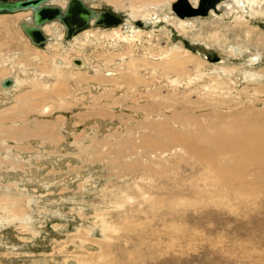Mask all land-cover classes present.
I'll return each mask as SVG.
<instances>
[{
  "label": "rangeland",
  "instance_id": "rangeland-1",
  "mask_svg": "<svg viewBox=\"0 0 264 264\" xmlns=\"http://www.w3.org/2000/svg\"><path fill=\"white\" fill-rule=\"evenodd\" d=\"M172 2L138 3L149 12L145 22L133 18L131 0H87L124 24L92 25L71 41L55 24L44 48L20 31L29 13L0 15V79L7 67L20 82L0 95V264H264V173L219 178L173 146L149 153L141 141L161 122L193 136L248 111L264 124V0H204L203 8L219 7L210 17ZM131 28L142 30L138 38ZM176 49L195 60L174 85L161 63ZM59 57L82 67L55 70ZM236 67L231 75L242 79L229 89L219 80ZM63 76L58 95L52 89ZM40 99L53 107L47 115L28 104ZM46 125L55 141L44 136Z\"/></svg>",
  "mask_w": 264,
  "mask_h": 264
},
{
  "label": "bare ground",
  "instance_id": "bare-ground-1",
  "mask_svg": "<svg viewBox=\"0 0 264 264\" xmlns=\"http://www.w3.org/2000/svg\"><path fill=\"white\" fill-rule=\"evenodd\" d=\"M8 2H12L14 0H6ZM52 0H48V2L46 3L47 5L50 6H56V5H52L51 4ZM69 0H65V4L64 7H60L61 9H64L65 6L67 5ZM84 2V4L86 5L87 0H82ZM133 2V5L131 6L132 9V16L133 18H137V16H141L144 20L145 18H147L149 12L148 11H143L140 12L139 10H137L138 7V3H143L144 5L150 4V3H157L158 0H131ZM173 2L175 0H172ZM192 4L190 3L189 0H185L184 2H188L193 8H196V6L199 4V0H192ZM131 3V2H130ZM131 5V4H130ZM137 5V8H135V6ZM142 5V4H141ZM87 6V5H86ZM59 7V6H58ZM88 7V6H87ZM141 8V6H140ZM218 5L215 9H210L208 11V15L205 17H210V12L212 11L213 13H218V11H216V9H218ZM91 9V8H90ZM93 10V9H92ZM95 11V10H94ZM29 13L30 17L27 21H21L18 25L19 28L21 29L20 31H23V34L27 37L28 41L34 45V48H40V47H45L46 44L51 40L50 37H52V35L54 34V36L56 35V30L57 28L55 26V24H59L57 21H50L48 23H45L44 25H42L40 27L41 32L43 33V35L45 36L46 40L43 44V46H39L37 44H34L30 38L25 34L24 32V28L22 27V24L26 25V26H30L32 25V12L27 10V11H16L14 13H10V14H16V13ZM99 12V11H96ZM0 15H4V14H0ZM27 15V14H26ZM131 15V14H130ZM1 17V16H0ZM147 21V19L145 20V22ZM179 23V22H178ZM124 24V20L122 21V23L120 25ZM181 24V23H180ZM49 25H51L52 27L49 28ZM60 25V24H59ZM96 26L97 25L94 24V20L92 19L90 21V24L87 28H89L90 26ZM183 25V24H181ZM61 26V25H60ZM63 29L65 30L63 32V35L66 36V28L64 25H62ZM118 26V25H117ZM100 27V26H99ZM114 27V26H112ZM111 27V28H112ZM139 27V26H138ZM144 27V24L142 23L141 28ZM180 27V25H179ZM105 28V27H104ZM86 29V28H85ZM182 29V28H181ZM116 29L113 30V33L116 32ZM134 28H131L132 34L134 33V35H131V39H136L138 38L139 33L142 31L140 30H136L134 31ZM53 32V33H52ZM81 33L84 32V30L80 31ZM78 32V33H80ZM77 33V34H78ZM77 34L72 35V37L70 39H64L65 41H71L72 38L75 36H77ZM87 34V31H86ZM118 33L114 34L113 36H110L111 38L114 36H117ZM58 36V35H57ZM62 35H60L61 37ZM59 37V36H58ZM126 39V38H125ZM53 41V40H52ZM233 49V48H232ZM32 50V49H31ZM234 50V49H233ZM40 51V50H38ZM37 52V50H36ZM236 52V50L233 51V53ZM26 54V53H25ZM51 54V53H50ZM238 55V53H236ZM55 56V55H54ZM58 58V57H56ZM165 58V57H164ZM162 57L161 60L164 59ZM74 59V58H73ZM193 56H191V53L189 54V52L185 49H176L172 52V54H170V57L168 56V58H166V60H164L161 65L163 66V71L161 74L163 75H175V79L172 80L171 82L174 85L179 84L180 79L182 77L187 76L189 78V73H188V68L187 66H189V64L193 61ZM20 60V59H19ZM195 60V59H194ZM55 64L56 69L55 70H59L62 69L63 67H71V68H76L75 66L78 65V67H82V61L81 60H69L67 61L66 57L65 58H61L59 57V59H55ZM51 63V62H50ZM213 63H218V62H213ZM145 64V62H144ZM152 64V63H151ZM194 64V63H193ZM21 65V64H20ZM14 66V65H13ZM74 66V67H73ZM146 66V65H145ZM151 66V65H150ZM154 66V65H153ZM199 66V65H198ZM155 67V66H154ZM7 68V67H6ZM5 68V70H3L2 68V75L5 74L6 76L1 77L0 79V95H1V91L2 94L6 91H11V90H16L19 86V81L16 78V76L14 74H8V70ZM195 68V67H194ZM10 69V68H9ZM13 69V68H12ZM11 69V70H12ZM129 69L130 71H135L136 68V62L130 61L129 63ZM196 69V68H195ZM236 68H233L231 70H228V75L225 77L224 81H221V83H224V86L226 85L229 89H233L234 85L239 83V81L242 79V75L240 74H234L231 75V73L235 72ZM77 70V69H76ZM155 70V69H154ZM58 72V71H56ZM206 72V71H205ZM16 73V72H14ZM59 73V72H58ZM134 73V72H133ZM196 75H198L199 73H203V69H197L195 70ZM8 74V75H7ZM135 74V73H134ZM60 75V74H59ZM56 76V75H55ZM61 76V75H60ZM67 76V75H66ZM10 78L12 80L11 86L4 88L2 87V82L7 79ZM60 78V77H59ZM65 76H63L61 81H56L57 83V87L52 89L55 90L58 88V91L56 90V93H58V95H63V89L65 88ZM134 79H128L127 83L130 84V86H132L134 83H136L137 78L133 77ZM191 78V77H190ZM183 79V78H182ZM59 80V79H58ZM130 80V81H129ZM139 80V79H138ZM141 80V79H140ZM117 81V80H116ZM183 81V80H182ZM191 81V80H189ZM219 84V83H218ZM41 86V84H38ZM52 85V84H51ZM55 86V85H54ZM214 86V85H213ZM34 88V87H33ZM36 88V87H35ZM108 88V87H107ZM116 88V87H115ZM125 88V87H124ZM211 88V87H210ZM261 89H263V87H259ZM213 89V88H212ZM34 90V89H33ZM39 90V89H38ZM67 89H65L66 91ZM108 90V89H107ZM114 90V89H113ZM217 90V89H216ZM35 91V90H34ZM109 91V90H108ZM225 91V90H224ZM227 91V90H226ZM12 92V91H11ZM42 92V91H40ZM111 92V91H110ZM39 93V92H38ZM68 93V92H67ZM113 93V92H112ZM5 94V93H4ZM3 94V95H4ZM16 95V94H15ZM42 95V94H41ZM52 95V94H51ZM29 96V95H28ZM43 96V95H42ZM0 98H3V96H0ZM5 98V97H4ZM3 98V100L5 101V99ZM58 99V98H57ZM20 100V99H19ZM2 101V99H1ZM62 101V100H61ZM47 101L45 99H40L39 102H33V103H28L31 106L36 107L37 109L43 111L46 115L50 110H53V107H46L45 103ZM53 104V103H52ZM38 106V107H37ZM57 106V105H56ZM27 107V106H26ZM45 108V109H43ZM26 109V108H25ZM107 109V108H106ZM28 111V108L26 109ZM59 110V109H58ZM145 110V109H144ZM125 113V112H123ZM148 113V112H147ZM160 113V112H159ZM191 113V112H189ZM251 112L248 111L245 112L243 115H239L236 119L231 120V121H224L223 119H219L216 118V122H217V126L214 129H210L207 130L206 132L201 131V133H206V136H202V134L196 132L194 133L195 135H199L198 137H195V135H191V134H178L177 132H171L170 130H168L165 126H164V122H161L158 124V126L155 125H150L152 128L149 129L148 134L145 135V137L141 140L142 141V145L145 147V149L148 151L149 153H153L156 152V150H166L169 149L170 146H173V148H175L178 152H181L183 158L185 157V160L188 161H192L194 162V164H198L199 166L203 167L204 170H206L208 173H217V176L220 178L221 176L225 175H229L232 178L238 179L240 177H242L241 173H264V124H260L257 121H250L248 120L247 117H249ZM42 114V113H41ZM51 114V113H50ZM25 115V114H24ZM27 115V114H26ZM151 116V115H150ZM188 116V115H187ZM201 116V115H200ZM158 117V116H157ZM173 117V116H172ZM247 118V119H246ZM2 120V119H1ZM149 120V119H148ZM158 120V119H157ZM169 120V119H168ZM172 120V119H171ZM180 120V119H179ZM184 120V119H183ZM192 120V119H191ZM161 121V120H160ZM178 121V119H177ZM9 122V121H8ZM154 122V121H153ZM158 122V121H156ZM5 123V122H4ZM11 123V122H9ZM7 123L5 126H9L11 124ZM262 123V122H261ZM146 124V123H145ZM152 124V122H151ZM171 124V123H170ZM178 125V124H177ZM196 125V124H195ZM198 125V124H197ZM201 125V124H199ZM77 126V125H76ZM193 126V125H192ZM184 128L182 126V124L179 125V128ZM189 127V126H188ZM201 128V126H199ZM70 129V127H67ZM169 128V127H168ZM180 128V129H181ZM49 129H53L51 127V125H46L42 130V132H44V136H46V138H50L53 141H55L56 137L52 136V131ZM175 129V128H174ZM15 130V129H14ZM54 130V129H53ZM65 130V129H64ZM67 130V129H66ZM65 130V131H66ZM187 131V129H185ZM184 130V131H185ZM38 132H41L38 130ZM192 132V131H191ZM18 134V133H17ZM58 136V135H57ZM143 136V135H142ZM59 138V136H58ZM57 138V141H58ZM142 138V137H141ZM27 139V138H26ZM78 139V138H77ZM197 139H201V142L197 143ZM6 140V139H5ZM131 140V139H130ZM12 141V140H11ZM13 142V141H12ZM35 142V141H34ZM50 142V141H49ZM134 142V141H133ZM128 144V143H127ZM165 144V145H164ZM124 146V145H123ZM123 148V147H122ZM131 149V148H130ZM138 149V148H137ZM133 150V148L131 149ZM139 150V149H138ZM175 150V151H176ZM126 151V150H125ZM117 153V152H116ZM124 154V153H123ZM153 155V154H152ZM177 155V154H176ZM224 155H233L235 157V161H233L232 165H229L227 167H222V166H217L215 161L217 158L224 156ZM143 156V155H142ZM180 156V154H179ZM128 157V156H127ZM175 157V156H174ZM154 158V157H153ZM178 159V158H176ZM224 159V158H223ZM114 161V160H113ZM116 161V160H115ZM114 161V162H115ZM180 161V160H179ZM175 162V161H174ZM117 163V162H116ZM177 163V161H176ZM181 163V162H180ZM178 165V164H177ZM152 166V165H150ZM149 166V167H150ZM143 167V166H142ZM148 167V168H149ZM195 167V166H194ZM132 168V167H131ZM147 168V169H148ZM121 169V168H120ZM126 169V168H125ZM128 169V168H127ZM201 169V168H200ZM145 170V169H144ZM143 171V170H142ZM130 172V171H129ZM149 172V170H148ZM147 172V173H148ZM202 172V171H201ZM141 173V172H140ZM204 173V172H203ZM84 177L83 175H81V178ZM145 177V176H144ZM259 178V177H258ZM71 180V179H70ZM214 181V180H213ZM92 184L90 182H87L86 184H84L85 186L88 187V185ZM240 184V183H239ZM242 187V186H241ZM223 188V186H222ZM243 189V188H242ZM126 191V190H125ZM247 191V190H246ZM146 192V191H145ZM129 193V192H128ZM125 194V193H124ZM240 195V194H239ZM144 196V195H143ZM127 196H125L126 198ZM124 198V199H125ZM122 199V200H124ZM145 200V199H144ZM213 200V198H212ZM118 201V200H117ZM115 201V202H117ZM125 201V200H124ZM127 202V201H126ZM129 202V200H128ZM115 204V203H114ZM116 206V205H115ZM118 206V205H117ZM122 207V205H120ZM175 207V206H174ZM16 211V209L14 210ZM101 212V211H100ZM15 213V212H14ZM17 215V214H15ZM101 223H105L104 220H101ZM127 222V221H126ZM123 225V224H122ZM116 231V229H115ZM113 230V232H115ZM112 232V231H111ZM112 232V233H113ZM141 241V240H140ZM150 241V240H149Z\"/></svg>",
  "mask_w": 264,
  "mask_h": 264
},
{
  "label": "water",
  "instance_id": "water-1",
  "mask_svg": "<svg viewBox=\"0 0 264 264\" xmlns=\"http://www.w3.org/2000/svg\"><path fill=\"white\" fill-rule=\"evenodd\" d=\"M185 0H175L172 6ZM204 0H199L197 8H193L188 2H185V10L189 16H202L208 15L210 9H214V3L208 8L201 7ZM48 0H14L8 2L0 0V14H10L16 11H31L32 12V25L26 26L22 24L25 34L30 40L39 46H43L46 38L40 30V27L50 21H57L60 25L66 28V39H70L72 35L77 34L81 30L87 28L90 21L93 19L94 24L100 27H112L122 23L120 17L108 11L96 12L87 7L82 0H69L64 9L58 6H50L46 3ZM216 5V4H215ZM137 26L141 27L142 23L137 22ZM212 62H217L219 58L214 53H210ZM12 80L5 79L2 82V87H10Z\"/></svg>",
  "mask_w": 264,
  "mask_h": 264
}]
</instances>
